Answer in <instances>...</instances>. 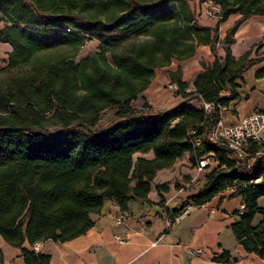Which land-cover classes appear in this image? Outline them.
I'll return each instance as SVG.
<instances>
[{
  "label": "trees",
  "instance_id": "obj_1",
  "mask_svg": "<svg viewBox=\"0 0 264 264\" xmlns=\"http://www.w3.org/2000/svg\"><path fill=\"white\" fill-rule=\"evenodd\" d=\"M212 1L221 8L213 26L200 23L191 0H0V42L11 46L0 68L7 73L0 86V236L20 248L26 264H49L50 257L25 240H70L92 226L91 214L106 199L123 210L132 198L146 200L156 172L186 152L192 165L208 152L216 163L169 215L233 188L243 206L232 232L264 259V159L248 167L223 142H211L207 132L220 113L203 109V102L227 106L237 98V80L259 61L251 49L236 58L231 45L244 20L264 15V0ZM231 14L239 17L220 38L219 24ZM93 39L98 51L73 60ZM62 45L72 53L39 55ZM199 45L209 46L213 62L202 64L192 90L181 66L170 70L183 100L154 109L144 92L155 69L190 58ZM104 112L111 114L106 123ZM194 135L202 136L195 150ZM148 152L152 157L138 155ZM214 259L232 260L228 251Z\"/></svg>",
  "mask_w": 264,
  "mask_h": 264
},
{
  "label": "crops",
  "instance_id": "obj_2",
  "mask_svg": "<svg viewBox=\"0 0 264 264\" xmlns=\"http://www.w3.org/2000/svg\"><path fill=\"white\" fill-rule=\"evenodd\" d=\"M238 17L239 14H231L219 24L220 38ZM205 24L214 25L212 21ZM234 39L231 50L236 58L258 43H264V15H253L244 20ZM261 48V54L252 56L259 57V61L237 80L238 96L229 101L222 113L227 122H235L253 110H264V76L256 75L264 68V46ZM10 51L8 43L0 42V67L6 64ZM218 53L224 54L221 51ZM213 60L209 46L199 45L190 58L173 60L168 66L170 70H176L180 65L182 80L189 82L202 70V64L209 65ZM168 82H171L168 72L155 74L149 84L152 98L147 94L149 85L146 88L144 93L153 108H171L183 100L179 94L171 95L170 89L176 88L175 83L168 85L170 89L165 88ZM138 155L152 157V152ZM188 155V152L184 153L172 166L156 172L146 200L132 198L123 210L115 200L106 199L100 210L91 214L93 224L84 233L63 242L52 239L38 242L36 250L35 245L27 240L23 245L48 254L49 264H264V259L246 252L232 232L231 224L238 219L236 211L243 206L240 196L230 195L233 188L213 196L203 205L187 204L191 205L189 211L166 230L165 201L174 196L168 208L180 206L188 195L202 186L209 171V168L197 171ZM191 179L194 183L184 188V184ZM157 183L167 184V191L158 192L155 188ZM259 202L264 205V197ZM198 248H202L203 252L195 254L193 251ZM223 251L229 252L230 262L214 259ZM0 264H26L20 248L9 244L1 236Z\"/></svg>",
  "mask_w": 264,
  "mask_h": 264
},
{
  "label": "built area",
  "instance_id": "obj_3",
  "mask_svg": "<svg viewBox=\"0 0 264 264\" xmlns=\"http://www.w3.org/2000/svg\"><path fill=\"white\" fill-rule=\"evenodd\" d=\"M204 15L216 16L220 18V5L212 0H200ZM214 108L219 110V118L207 132V138L211 142H223L231 151L237 163H244L251 167L258 159H264V110H253L238 118L235 122H227L222 113L226 106L219 103L203 102V109L206 113ZM202 142L201 135H194L191 138L192 148L195 150ZM216 160L213 152H208L196 157L194 168L202 171L214 165ZM194 179L184 184V188L191 186ZM183 189V188H181ZM174 196L169 197L164 205L163 211L166 220V230L170 229L180 218L185 215L191 205H186L178 214L170 216L168 213V203ZM120 221V218H117ZM37 249V243L34 244ZM195 254L203 252L202 248L195 249Z\"/></svg>",
  "mask_w": 264,
  "mask_h": 264
},
{
  "label": "rangeland",
  "instance_id": "obj_4",
  "mask_svg": "<svg viewBox=\"0 0 264 264\" xmlns=\"http://www.w3.org/2000/svg\"><path fill=\"white\" fill-rule=\"evenodd\" d=\"M191 3H192V6H193L194 10L198 14V18H199L200 23L205 24L207 21H212L214 24L217 23V20H219L218 17H216V16H207V15L203 14L200 0H191ZM262 46H264V43L260 42V43H258L257 46L252 48L251 49V51H252L251 57L254 56V55L261 54L262 52H260V51L262 49L261 48ZM217 48H218V52H220V51L224 52V50H223L221 45H218ZM96 51H98V41L94 40V39L93 40H86V41L83 42V45L80 47V49L78 50L76 55L72 57V59L73 60H78L80 57H82V56H84V55H86L88 53H93V52H96ZM71 53H72V51H71V48L69 46H66V45L63 46L62 45V46L54 47V48L50 49L49 51H46L45 53H40L39 55L40 56H44L45 54H47V55H51L52 57H59V56H64V55H68V54H71ZM6 63H7V61H6ZM5 65H3V67ZM178 66H180V65H178ZM0 68H2V67H0ZM170 69H171L170 66H164V67L156 68L155 69V74L167 73V72L169 73ZM193 79H194V77H193ZM6 80H7V73L4 72V71H0V86L1 87H5ZM192 80L189 81V89L190 90L193 89ZM170 83L171 82L165 83V85H164L165 88H168V85H170ZM168 89H170V88H168ZM151 90H152V88L149 85V88L147 90V94L150 95V97L152 98L153 95L151 96ZM170 90L172 91L171 95H176L177 94V87L175 89L171 88ZM144 95H145L148 103H150L149 99H148L149 97L147 98L145 93H144ZM225 95H226V93H225ZM141 103H142L141 101H136L133 104L136 105V106H140ZM154 109H156V108H154ZM157 110H160V109H157ZM110 118H111L110 112H104L103 115H102L101 122L102 123H106Z\"/></svg>",
  "mask_w": 264,
  "mask_h": 264
}]
</instances>
